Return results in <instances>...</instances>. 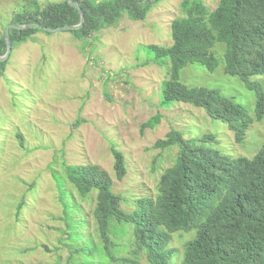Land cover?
I'll return each instance as SVG.
<instances>
[{"label":"rangeland","instance_id":"1","mask_svg":"<svg viewBox=\"0 0 264 264\" xmlns=\"http://www.w3.org/2000/svg\"><path fill=\"white\" fill-rule=\"evenodd\" d=\"M37 1L43 9L64 0ZM183 1L153 5L142 22L124 14L87 40L69 31L37 32L12 45L0 79V264H117L96 249L103 250L93 218L96 191L82 197L69 183L66 166L107 171L113 192L123 197L121 208L130 213L140 198H156L161 175L175 163L178 148H153L171 130L186 140L214 135L216 143L206 146L233 159H252L262 148L264 119L254 121L244 142L237 144L228 126L203 109L184 103L161 106L168 64L150 63L142 48L172 45L171 23L185 16ZM202 1L213 11L220 0ZM33 11L30 0H0V39L9 26L18 25L17 15ZM225 49L222 43L214 47L220 65L213 73L193 63L181 72V81L219 90L254 118L255 92L225 73ZM251 80L264 86V75ZM157 115L160 124L142 133V125ZM112 147L125 157L127 174L121 181ZM61 193L67 196V215ZM82 220L85 225L73 236L74 223ZM122 227L115 226L111 235L117 245L113 254L121 262L134 258L135 250L133 228ZM193 237V232L172 235L169 248L176 255L171 264H181ZM139 262L149 264L143 253Z\"/></svg>","mask_w":264,"mask_h":264},{"label":"trees","instance_id":"2","mask_svg":"<svg viewBox=\"0 0 264 264\" xmlns=\"http://www.w3.org/2000/svg\"><path fill=\"white\" fill-rule=\"evenodd\" d=\"M162 1L107 0L96 4L90 0H64L41 9L37 0H30L34 11L17 15L16 20L17 26H77L80 13L71 4L80 3L84 25L69 32L77 39L87 40L124 14L131 21H145L153 5ZM181 10L185 16L171 23L170 47L142 48L150 63L159 67L168 64L169 78L163 83L161 106L168 109L175 103H184L203 109L211 119L225 123L235 142L242 144L254 121L264 119V86L251 80L264 75V0H220L213 11L202 0H184ZM37 32L49 34L36 28L11 30L10 42L23 44ZM217 43L226 46L225 73L238 77L247 89L255 92L254 118L219 90L189 87L181 81V72L189 64H200L210 73L218 68L220 61L213 53ZM6 51L4 35L0 39V57ZM7 61L0 63V79ZM160 119L157 115L148 120L141 132L155 129ZM19 138L23 146L22 136ZM209 143H216L214 135L186 140L177 130L158 140L153 146L155 150L176 147L177 158L161 175L156 198H140L130 213L121 208L123 197L113 192L107 171L91 165L66 166L69 183L82 197L97 193L93 218L103 250L96 249L117 264H141L142 253L149 264H171L176 255L169 248L172 235L193 232L181 264H264V144L252 159H233L206 146ZM111 151L116 177L121 181L127 174L125 157L115 147ZM55 180L62 190V181L57 176ZM66 197L61 193L67 215ZM83 225L84 220L76 221L73 230L76 232ZM125 225L133 228L135 250L134 258L121 262L113 254L117 245L111 235L115 226Z\"/></svg>","mask_w":264,"mask_h":264},{"label":"water","instance_id":"3","mask_svg":"<svg viewBox=\"0 0 264 264\" xmlns=\"http://www.w3.org/2000/svg\"><path fill=\"white\" fill-rule=\"evenodd\" d=\"M70 1V0H68ZM73 7H75L79 13H80V17H81V22L79 25L77 26H64V27H60V28H57V29H50V28H47V27H43L39 24H27V25H22V26H9L6 31H5V41H6V44H7V51L5 53L4 56L0 57V63L2 62H5L9 56H10V53H11V50H12V44L10 42V30H28V29H31V28H36V29H41L45 32H48V33H53V32H62V31H72V32H75L77 31L78 29H80L83 25H84V22H85V16H84V13L80 7V3H75V4H71Z\"/></svg>","mask_w":264,"mask_h":264}]
</instances>
